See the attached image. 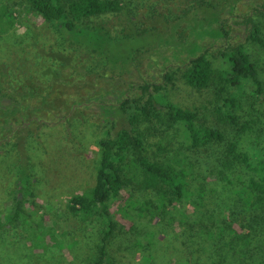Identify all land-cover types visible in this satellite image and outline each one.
I'll list each match as a JSON object with an SVG mask.
<instances>
[{"label":"trees","instance_id":"1","mask_svg":"<svg viewBox=\"0 0 264 264\" xmlns=\"http://www.w3.org/2000/svg\"><path fill=\"white\" fill-rule=\"evenodd\" d=\"M22 1L81 57L91 59V67L84 76L83 66L73 62L75 53L48 50L44 54L57 69L45 70L44 84L32 78L25 84L0 62V150L20 154L15 195L6 203L0 230L30 221L34 191L33 175L23 163L27 139L42 127L69 124L73 117L66 118V111L80 115L87 105L97 111L89 119L104 137L96 141L91 187L68 198L67 205L86 221L95 216L106 222L92 264L104 262L114 229L111 213L128 215V206L140 218L167 216L187 235V244L202 245L204 253L212 248L204 264H264V151L251 155L241 149L242 137L264 121V109L253 120L240 114L246 90L264 103V79L254 53L264 51V0H187L185 18L170 19L159 11L145 18L146 30L117 28L118 33L99 19L128 7L124 0ZM13 10H0V33L14 21ZM229 20L240 27L235 38L241 39L232 43L226 42L224 29ZM133 42L139 46L132 47ZM134 51L140 56L154 51L158 62L149 80H124L135 64ZM73 85L76 93L69 89ZM180 86L189 93L176 100ZM179 128L187 151L196 152L195 163L181 153L150 161L145 155L149 138L158 132L170 139V131ZM155 146L163 149L160 141ZM131 181L139 190L154 191L153 200H130L123 191ZM215 183L221 185L217 192ZM39 235L34 238L39 248L53 244L38 240ZM187 262L172 259L173 264Z\"/></svg>","mask_w":264,"mask_h":264},{"label":"rangeland","instance_id":"2","mask_svg":"<svg viewBox=\"0 0 264 264\" xmlns=\"http://www.w3.org/2000/svg\"><path fill=\"white\" fill-rule=\"evenodd\" d=\"M184 2L187 0H124L122 4H128V7H121L120 11L114 14H106L100 17L99 21L113 32L117 28L129 27L141 32L148 28L145 18L151 13L157 14L160 11L171 17L170 19L175 16L187 17ZM11 9H14V21L4 25L8 28L6 33H0V62L7 65L10 76H17L20 82L25 84L31 78L35 82L46 83L49 75L45 70L48 67L51 70L57 69V63L44 54L48 50L65 54L75 53L73 62L83 66L85 76L91 67V59L81 57L73 44L62 40L53 28L44 23L22 0H0V10ZM181 25L184 26V23ZM239 28L232 24L231 20L225 23L224 29L228 34L226 42L232 43L241 39V36L235 38V34L240 33ZM131 46L139 45L133 42ZM137 52H133L134 66L131 64L128 73L123 76L126 82H137L139 78L149 80L155 69L154 63L158 62L154 51H148L146 54L141 52V56ZM254 53L258 59L260 77L264 79V51L254 50ZM142 57L144 59H140ZM69 89L73 93L79 90L75 85ZM174 91L176 100L181 96L186 98L189 93L183 86ZM89 108L90 106L86 105L80 115H70L71 112L66 111V118L73 117L69 124L57 123L42 127L37 136L27 139L26 156L23 155L27 159L23 163L33 175L34 205L31 207L28 223H18L16 226L0 230V264H92L106 222L95 216L87 217L86 221L83 217L73 215L67 205L68 198L91 187L98 159L96 141L104 137L97 123L89 119L90 114L97 111ZM262 109L264 103L249 97L246 90L240 112L242 118L253 120ZM83 116L88 121L83 122ZM170 137L164 139L161 133H154L148 140L149 145L145 152L147 158L150 161L164 162L172 153H181L195 163L196 152L187 151V140L182 130L179 128L170 131ZM159 141L163 146L161 151L155 146ZM241 149L251 155L264 151L263 120L257 121L255 133L242 137ZM18 158L20 159V154L16 150H0V217L7 211L6 203L8 205L15 195ZM211 178L212 176H208L206 179ZM215 186L217 192L221 185L215 183ZM123 192L130 200H138L140 203L146 199L153 200L155 195L152 190H139L134 181L129 182ZM215 207L216 205H209V208ZM134 213L129 206L128 215L116 210L111 213L114 229L105 243L106 256L103 264H173L172 259L180 258H187V264L209 262L212 248L204 253L201 251L202 245L198 249L196 245L187 244V235L181 234L182 231L180 232L167 216L140 218ZM128 219L131 223L127 222ZM39 233L42 235H39L38 240L48 238L53 244L39 248L34 241ZM143 255L147 257L146 262L142 259Z\"/></svg>","mask_w":264,"mask_h":264}]
</instances>
